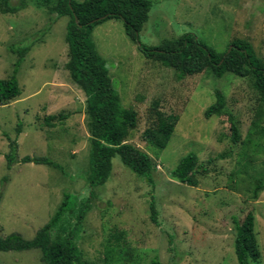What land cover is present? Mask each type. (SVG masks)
<instances>
[{"label": "rangeland", "instance_id": "obj_1", "mask_svg": "<svg viewBox=\"0 0 264 264\" xmlns=\"http://www.w3.org/2000/svg\"><path fill=\"white\" fill-rule=\"evenodd\" d=\"M150 2L138 35L142 44L156 46L192 33L223 53L231 40L243 39L264 64V0ZM61 5L57 0H0V79L11 76L17 60L11 48L31 45L16 75L20 95L0 104V238L33 239L67 193L79 201L90 199L77 241L83 264H103L108 246L118 264H237L233 221L241 222L249 212L260 252L257 264H264V186L252 199L264 171V108L251 80L202 72L178 81L172 69L142 56L121 21L94 27L92 40L120 103L137 113V127L126 143L146 153L154 169L151 185L115 156L105 184L90 189L85 96L65 69L68 18L52 21ZM215 90L237 120L240 141L235 145L226 115L204 118ZM155 106L178 117L161 151L141 138ZM48 117L54 119L47 122ZM251 131L257 135L250 137ZM11 141L18 159L45 157L59 168L16 163L7 169ZM189 153L197 156L201 172L195 187L169 176ZM152 202L157 225L150 220ZM119 233L123 236L116 243L113 235ZM0 264H40V252H0Z\"/></svg>", "mask_w": 264, "mask_h": 264}, {"label": "trees", "instance_id": "obj_2", "mask_svg": "<svg viewBox=\"0 0 264 264\" xmlns=\"http://www.w3.org/2000/svg\"><path fill=\"white\" fill-rule=\"evenodd\" d=\"M62 3L56 9L52 21L67 17L64 41L67 45V63L65 69L70 80L76 84L85 96L84 113L89 134V153L85 180L90 189L102 186L108 180L112 170V158L118 156L124 167L136 176L153 184L154 169L150 157L126 143L132 131L137 127V113L132 108H124L113 82L108 76V68L97 53L92 40L94 27L107 20L122 22L124 34L137 45L142 56L162 67L172 69L179 81L185 77L211 73L220 79L225 74L238 78H249L252 88L258 93L264 108V64L255 55L252 45L243 39H233L223 53L200 41L192 33H183L176 38L164 40L156 46H147L139 40V33L148 20L152 7L150 0H57ZM31 45L11 48L17 60L11 76L0 79V104L5 105L20 95L16 75ZM215 101L203 113L204 118L226 115L229 123L230 141L233 145L240 141L237 120L225 107V99L219 90L214 91ZM61 119L66 118L60 115ZM54 117H48L47 122ZM148 127L141 138L156 150H163L178 121L176 115H166L156 106L147 115ZM257 125H253L256 129ZM19 130V129H18ZM257 135V132L249 134ZM9 153L5 156L6 168L18 164L59 167L45 157L18 159L16 142L9 143ZM264 149V145H263ZM197 156L189 153L182 157L170 178L180 184L195 187L196 176L201 175ZM253 188L252 199L264 186V171ZM91 195V193H90ZM90 210V199L79 201L72 194L64 193L61 203L51 218L36 233L33 239L25 240L19 234H10L0 238V252H22L38 250L40 264H83L77 241L81 237L83 221ZM150 220L157 225V211L150 203ZM234 253L237 264H257L260 260L254 232V216L247 213L241 222L233 221ZM122 233L114 234L119 243ZM114 248H107L103 264H118L113 256ZM117 262V263H116Z\"/></svg>", "mask_w": 264, "mask_h": 264}]
</instances>
